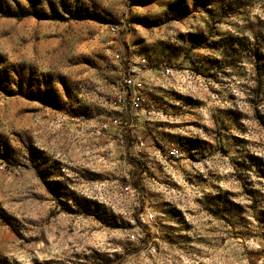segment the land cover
Masks as SVG:
<instances>
[{
  "label": "rangeland",
  "instance_id": "rangeland-1",
  "mask_svg": "<svg viewBox=\"0 0 264 264\" xmlns=\"http://www.w3.org/2000/svg\"><path fill=\"white\" fill-rule=\"evenodd\" d=\"M0 264H264V0H0Z\"/></svg>",
  "mask_w": 264,
  "mask_h": 264
},
{
  "label": "built area",
  "instance_id": "built-area-1",
  "mask_svg": "<svg viewBox=\"0 0 264 264\" xmlns=\"http://www.w3.org/2000/svg\"><path fill=\"white\" fill-rule=\"evenodd\" d=\"M125 82L127 85V92H129L130 99H131V101L129 102L130 106L132 109H136L141 104L139 101V97L137 96L136 82L133 79V77L130 75L125 77ZM117 121H118L117 119L114 120L115 123ZM178 154H179V149L176 147H173L167 151V155L170 157H176L178 156ZM151 217L152 215L149 214L148 217L147 216L142 217V220L146 221L148 220V218H151Z\"/></svg>",
  "mask_w": 264,
  "mask_h": 264
}]
</instances>
